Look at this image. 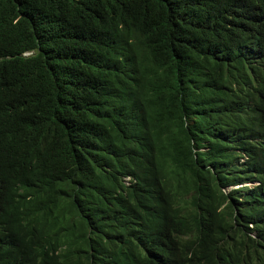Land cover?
Masks as SVG:
<instances>
[{
    "label": "trees",
    "instance_id": "1",
    "mask_svg": "<svg viewBox=\"0 0 264 264\" xmlns=\"http://www.w3.org/2000/svg\"><path fill=\"white\" fill-rule=\"evenodd\" d=\"M0 264H264V0H0Z\"/></svg>",
    "mask_w": 264,
    "mask_h": 264
},
{
    "label": "clouds",
    "instance_id": "2",
    "mask_svg": "<svg viewBox=\"0 0 264 264\" xmlns=\"http://www.w3.org/2000/svg\"><path fill=\"white\" fill-rule=\"evenodd\" d=\"M253 184H256V183H245L243 185H240V186H252ZM239 186H235V187H230L231 189H234V188H237Z\"/></svg>",
    "mask_w": 264,
    "mask_h": 264
}]
</instances>
